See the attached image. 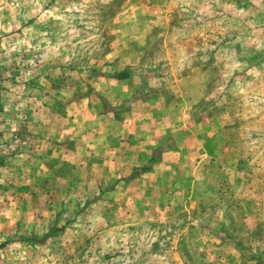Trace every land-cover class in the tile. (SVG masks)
Returning <instances> with one entry per match:
<instances>
[{
    "label": "rangeland",
    "instance_id": "1",
    "mask_svg": "<svg viewBox=\"0 0 264 264\" xmlns=\"http://www.w3.org/2000/svg\"><path fill=\"white\" fill-rule=\"evenodd\" d=\"M0 264H264V0H0Z\"/></svg>",
    "mask_w": 264,
    "mask_h": 264
},
{
    "label": "trees",
    "instance_id": "2",
    "mask_svg": "<svg viewBox=\"0 0 264 264\" xmlns=\"http://www.w3.org/2000/svg\"><path fill=\"white\" fill-rule=\"evenodd\" d=\"M121 77V76H120Z\"/></svg>",
    "mask_w": 264,
    "mask_h": 264
}]
</instances>
